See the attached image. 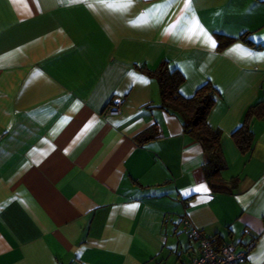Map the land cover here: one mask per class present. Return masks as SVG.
I'll list each match as a JSON object with an SVG mask.
<instances>
[{
	"label": "crops",
	"instance_id": "obj_1",
	"mask_svg": "<svg viewBox=\"0 0 264 264\" xmlns=\"http://www.w3.org/2000/svg\"><path fill=\"white\" fill-rule=\"evenodd\" d=\"M162 62L216 90L229 191L160 107ZM184 218L264 264V0H0V264H183Z\"/></svg>",
	"mask_w": 264,
	"mask_h": 264
},
{
	"label": "trees",
	"instance_id": "obj_2",
	"mask_svg": "<svg viewBox=\"0 0 264 264\" xmlns=\"http://www.w3.org/2000/svg\"><path fill=\"white\" fill-rule=\"evenodd\" d=\"M242 39L245 40L243 37ZM147 73L157 81L160 107L178 114L181 117L184 131L202 145L205 157L202 168L210 188L214 191L227 192L235 187L234 181L230 185L216 181L224 167L220 132L211 128L207 123V115L216 100V90L209 82H206L191 96L181 95L179 86L184 78L178 70L169 68L166 62H162L156 70L147 71ZM256 106L250 107L248 113ZM232 137L240 151L249 152L251 150L252 133L246 125L240 126Z\"/></svg>",
	"mask_w": 264,
	"mask_h": 264
},
{
	"label": "built area",
	"instance_id": "obj_3",
	"mask_svg": "<svg viewBox=\"0 0 264 264\" xmlns=\"http://www.w3.org/2000/svg\"><path fill=\"white\" fill-rule=\"evenodd\" d=\"M121 101L114 98L107 107L105 114L120 113ZM183 225L190 238L198 241L199 255L183 264H238L246 259V252H236L233 246H216L201 230L195 228L188 219H183Z\"/></svg>",
	"mask_w": 264,
	"mask_h": 264
},
{
	"label": "snow or ice",
	"instance_id": "obj_4",
	"mask_svg": "<svg viewBox=\"0 0 264 264\" xmlns=\"http://www.w3.org/2000/svg\"><path fill=\"white\" fill-rule=\"evenodd\" d=\"M197 190H198V191H207V189H206L203 185H201L200 188L197 189Z\"/></svg>",
	"mask_w": 264,
	"mask_h": 264
}]
</instances>
